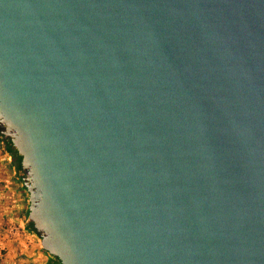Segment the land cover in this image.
<instances>
[{
	"label": "water",
	"instance_id": "obj_1",
	"mask_svg": "<svg viewBox=\"0 0 264 264\" xmlns=\"http://www.w3.org/2000/svg\"><path fill=\"white\" fill-rule=\"evenodd\" d=\"M0 134L59 264H264V0H0Z\"/></svg>",
	"mask_w": 264,
	"mask_h": 264
},
{
	"label": "crops",
	"instance_id": "obj_2",
	"mask_svg": "<svg viewBox=\"0 0 264 264\" xmlns=\"http://www.w3.org/2000/svg\"><path fill=\"white\" fill-rule=\"evenodd\" d=\"M28 206V193L12 154L0 141V264H22L24 260L28 264H59L42 250L40 238H31L29 245L20 241L18 231L27 216Z\"/></svg>",
	"mask_w": 264,
	"mask_h": 264
},
{
	"label": "trees",
	"instance_id": "obj_3",
	"mask_svg": "<svg viewBox=\"0 0 264 264\" xmlns=\"http://www.w3.org/2000/svg\"><path fill=\"white\" fill-rule=\"evenodd\" d=\"M0 141H3L7 145V148L11 152L12 157L17 159V157L15 155H13V152L15 151V149L13 148L11 142L9 140H5L1 134H0ZM14 163L17 166L18 172L20 174V178H22L23 173L21 171L20 164H19L20 163V158H18L16 161H14ZM31 231L36 233L34 230H31Z\"/></svg>",
	"mask_w": 264,
	"mask_h": 264
},
{
	"label": "rangeland",
	"instance_id": "obj_4",
	"mask_svg": "<svg viewBox=\"0 0 264 264\" xmlns=\"http://www.w3.org/2000/svg\"><path fill=\"white\" fill-rule=\"evenodd\" d=\"M23 227H24V221H23V223L21 224V226H20V229H21V233H20V235H19V239H20V241L22 242H24L26 245H29L28 244V240H30V237L28 236V235H26V234H24L22 231H23ZM25 228V227H24ZM37 240V239H36ZM38 241H36V243H37ZM48 254V253H47ZM23 259H25V257H22ZM22 264H28V261H26V260H24V263H22Z\"/></svg>",
	"mask_w": 264,
	"mask_h": 264
},
{
	"label": "built area",
	"instance_id": "obj_5",
	"mask_svg": "<svg viewBox=\"0 0 264 264\" xmlns=\"http://www.w3.org/2000/svg\"><path fill=\"white\" fill-rule=\"evenodd\" d=\"M24 234H26V235H28L29 237H30V239L31 238H34V239H37V240H39V237H38V235L36 234V233H34L33 231H29L28 229H26V228H24L23 227V231H22ZM20 233H21V229H20V227H19V231H18V234L20 235ZM52 257V256H51Z\"/></svg>",
	"mask_w": 264,
	"mask_h": 264
}]
</instances>
